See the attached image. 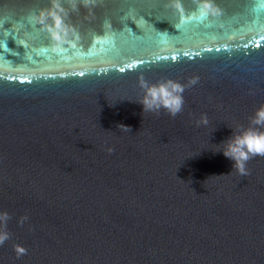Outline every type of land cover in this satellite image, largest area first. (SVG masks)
<instances>
[{
  "label": "water",
  "instance_id": "1",
  "mask_svg": "<svg viewBox=\"0 0 264 264\" xmlns=\"http://www.w3.org/2000/svg\"><path fill=\"white\" fill-rule=\"evenodd\" d=\"M202 2L59 0L57 43L50 0H0V264H264V156L218 151L264 104V0Z\"/></svg>",
  "mask_w": 264,
  "mask_h": 264
},
{
  "label": "clouds",
  "instance_id": "2",
  "mask_svg": "<svg viewBox=\"0 0 264 264\" xmlns=\"http://www.w3.org/2000/svg\"><path fill=\"white\" fill-rule=\"evenodd\" d=\"M173 6L179 10V0H173ZM199 10L205 14L214 11L208 0H203ZM62 14L66 15V12L60 3H58V0H50L49 7L47 9H41L35 17V20L44 25L48 30L51 39L57 43L64 42L69 32L75 34L71 25L65 24ZM46 18L51 19V24L45 23ZM190 83H195V80L190 81ZM140 87L144 90V94L142 98L136 102L142 105V112L159 113L161 109H164L170 116L175 117L182 111L184 104L182 93L185 87L181 83L173 80H162L156 83H149L141 78ZM249 119L251 125L264 127V104L256 108ZM200 122L203 124L208 123L206 115L201 116ZM254 126L242 128L237 132H233L232 136L223 142V149L218 150L221 151L226 158L233 161V169L235 168L242 176L247 175L245 164L249 159L255 156H264V131ZM117 127L123 131H130V127L123 124H119ZM109 151H111V149H109ZM8 219H10V217L6 212L0 213V222L6 225ZM24 219H26V217L22 218L20 222L23 223ZM8 238L6 232H0V244ZM19 252L24 253L25 250L20 248Z\"/></svg>",
  "mask_w": 264,
  "mask_h": 264
},
{
  "label": "snow or ice",
  "instance_id": "3",
  "mask_svg": "<svg viewBox=\"0 0 264 264\" xmlns=\"http://www.w3.org/2000/svg\"><path fill=\"white\" fill-rule=\"evenodd\" d=\"M58 3H59V0H58ZM186 11L184 13V15H186ZM208 16V14H205L204 12L200 11V14H199V17H191V19L195 20V19H199L200 21H203L204 19H206ZM187 21L183 19V17H181V24L183 23H186ZM179 27V25H178ZM247 47V45H245ZM207 51H211V49H207ZM217 51H219V49H217ZM184 56H188L189 53L188 52H184L183 53ZM157 59H161V57H157ZM163 59H169V57H163ZM171 60L175 61L177 59V55L176 54H173L171 57H170ZM137 63H143V61H138ZM128 67H133V65H128ZM121 72L125 71V68H120L119 69ZM80 75H84L83 72L80 73Z\"/></svg>",
  "mask_w": 264,
  "mask_h": 264
}]
</instances>
